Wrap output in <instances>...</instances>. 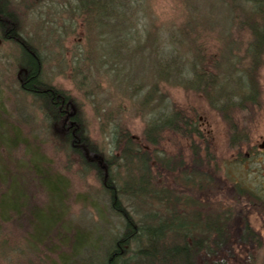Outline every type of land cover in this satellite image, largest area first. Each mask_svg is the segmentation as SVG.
Segmentation results:
<instances>
[{"label": "rangeland", "instance_id": "obj_1", "mask_svg": "<svg viewBox=\"0 0 264 264\" xmlns=\"http://www.w3.org/2000/svg\"><path fill=\"white\" fill-rule=\"evenodd\" d=\"M6 1L15 16L14 35L34 47L40 56L41 81L61 89L73 105L66 103L67 116L62 117V125L67 130L73 129V120L67 117L69 113L76 114L80 133L103 156L115 153L109 127L103 131L99 128L103 114L109 110L112 118L123 120L130 134L138 139L145 121L167 115L173 106L192 117L205 141L210 143L207 149L204 143L199 149L195 147L200 153L199 167L203 166L199 170L210 184L199 191L207 198L203 202L214 207L217 203L228 206L226 200L235 198V193L242 188L245 190L241 192L249 197H241L239 206L247 211L244 217L257 237L234 245L231 264H264V151L257 147L264 138V53L257 71L256 102L238 107L237 90L245 80L248 36L237 31L217 2L149 0L152 29L162 26L185 30L184 46H187L178 53L182 56L180 64L186 61V55L191 56L189 46L199 45L208 54L223 55L221 61L226 63L219 69V81L232 93L225 94L227 89L222 86L226 96L209 102L202 91L193 90L190 76V80H185L184 74L179 77L180 67L172 70L169 66L171 70L166 78H158L157 72L164 69L158 62L162 65L170 61L166 44L153 50L154 54L148 46L144 47V59L138 53L122 51L113 38V31L102 36L95 30L86 31L83 15L70 8L75 0ZM105 27L103 24L98 29L106 31ZM19 50L15 43L0 38V129L4 136L14 132L19 135L14 145L9 143L12 146L9 149L1 145L0 154L9 155L13 169L18 161L29 160L31 152L24 149L28 144V149L35 150L60 173L62 191L48 196L40 181L21 173V179L12 184L15 195L8 193L6 198V209L20 208L21 212L20 217L0 227V264H59V261L61 264H103L114 237L121 233L120 217L110 208L93 171L82 168L78 154L62 142L61 131L48 126L50 120L39 102L21 90L17 74L26 58ZM88 50H91L89 54ZM171 78L180 83L175 85ZM153 85L157 88L150 99L148 113L143 115L145 112L141 110L136 113L138 98ZM134 86L139 90L137 98L131 90ZM159 95H164L162 101ZM224 106L228 110L226 118L217 110ZM166 133L160 149L165 150L166 156L170 154L175 160L187 161L186 166L189 164L190 168L192 144ZM166 180L171 185L173 178L169 176ZM60 254H63L61 260Z\"/></svg>", "mask_w": 264, "mask_h": 264}, {"label": "trees", "instance_id": "obj_2", "mask_svg": "<svg viewBox=\"0 0 264 264\" xmlns=\"http://www.w3.org/2000/svg\"><path fill=\"white\" fill-rule=\"evenodd\" d=\"M214 2L225 12V17L236 26L237 31L247 33L245 80L241 89L237 90V106L246 102L255 103L259 94L257 71L264 53V0ZM70 8L83 15L86 31L89 33L95 30L98 31V36H102L101 34H111L113 31V38L124 52H135L146 59L144 47L148 46L149 52H152L166 44L165 52L170 55V61L162 65L158 62L164 68L162 72H157L158 78L165 79L171 68L173 70L174 67H180L179 77L184 74V77L187 75L185 80H190V76L193 79V90L202 91L209 102H216L218 97L232 93V90L219 81V69L222 63H226L221 61L222 54L216 56L208 54L207 50L201 51L199 45H195V48L189 46L187 50L191 56L186 55V61L180 64L182 56L178 53L187 46H184L185 30L183 27L174 30L162 26L152 29L149 0H75ZM14 17L8 2L0 0V38L2 41L15 43L23 58H26L17 74L21 90L39 102L42 111L50 120L48 126L61 131L62 142L78 154L82 168L93 171L110 208L120 217L121 233L114 237L112 246L103 258V264H231L234 259V245L238 241H251L257 237L253 236L254 233L244 217L247 211H242L239 206L242 200L240 198L248 196L241 189L235 193V198L226 200L228 206L217 203L214 207L204 203L207 198L201 196L199 191L207 189L210 184L208 177L201 174L203 166L199 167L200 153L195 147L199 149L200 144L204 143L207 149L210 143L205 141L192 117L183 109L173 106L167 115L145 121L138 139L130 134L129 127L123 120L119 117L112 118L109 110L103 114L99 128L103 131V128L109 127V137L115 153L103 156L80 133L81 126L78 125L76 114L71 116L75 126L73 129L67 130L62 125V117L66 115L65 106L70 101L61 89L41 81L40 56L34 47L20 36L14 35ZM103 24L106 25V31L98 29ZM90 52L91 50L86 51L88 54ZM153 67L156 68L157 65ZM173 83L176 85L180 81ZM222 86L227 89L225 94L221 91ZM156 88L153 85L145 94L139 96L136 113L139 110L145 112L143 115L148 113L150 99L155 95ZM131 90L135 92L133 97H136L139 93L137 87L134 86ZM159 96V101H162L161 97L164 95ZM69 106L73 105L70 103ZM217 110L226 118V106L218 107ZM1 131L3 130L0 129V146L5 144L9 149L19 135L14 132L4 136ZM166 132L192 144L190 168L189 164L186 166L187 161L175 160L170 154L166 156L164 149H160ZM27 146L25 144L24 149L31 152L29 160L18 161L13 169L9 165V155L0 154V227L12 218L20 217V208L6 209L5 206L8 193L15 195L12 184L21 179V173L40 181V187L48 196L61 194L60 173L53 170L49 161ZM169 176L173 178L171 185L166 180ZM129 178L135 181L130 182ZM61 255L63 254L59 257Z\"/></svg>", "mask_w": 264, "mask_h": 264}, {"label": "flooded vegetation", "instance_id": "obj_3", "mask_svg": "<svg viewBox=\"0 0 264 264\" xmlns=\"http://www.w3.org/2000/svg\"><path fill=\"white\" fill-rule=\"evenodd\" d=\"M64 111H66V110H64ZM72 115H73V113H69L67 118H71ZM65 116H67V113H66ZM257 145H258V144H257ZM257 147H258V149H259L260 151H264V148L262 149V148H259V146H257ZM245 156H249V153H245ZM241 188H242V187H241ZM242 189H244V188H242ZM244 190H245V189H244Z\"/></svg>", "mask_w": 264, "mask_h": 264}, {"label": "water", "instance_id": "obj_4", "mask_svg": "<svg viewBox=\"0 0 264 264\" xmlns=\"http://www.w3.org/2000/svg\"><path fill=\"white\" fill-rule=\"evenodd\" d=\"M258 146H259V148H262V149L264 148V138H263L262 142H261V143H259V145H258Z\"/></svg>", "mask_w": 264, "mask_h": 264}]
</instances>
